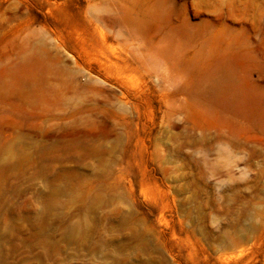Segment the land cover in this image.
<instances>
[{
  "label": "rangeland",
  "instance_id": "rangeland-1",
  "mask_svg": "<svg viewBox=\"0 0 264 264\" xmlns=\"http://www.w3.org/2000/svg\"><path fill=\"white\" fill-rule=\"evenodd\" d=\"M0 264H264V0H0Z\"/></svg>",
  "mask_w": 264,
  "mask_h": 264
},
{
  "label": "bare ground",
  "instance_id": "bare-ground-1",
  "mask_svg": "<svg viewBox=\"0 0 264 264\" xmlns=\"http://www.w3.org/2000/svg\"><path fill=\"white\" fill-rule=\"evenodd\" d=\"M53 191H54V192L58 191V188L56 187Z\"/></svg>",
  "mask_w": 264,
  "mask_h": 264
}]
</instances>
